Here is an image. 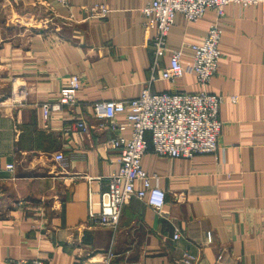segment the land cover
<instances>
[{
    "label": "crops",
    "instance_id": "obj_1",
    "mask_svg": "<svg viewBox=\"0 0 264 264\" xmlns=\"http://www.w3.org/2000/svg\"><path fill=\"white\" fill-rule=\"evenodd\" d=\"M146 4L0 0V159L14 164L0 172V264H96L108 254L110 264H181L186 253L193 264H264V3L228 5L219 20L210 11L194 23L176 14L155 70L153 30H144L140 12ZM96 6L107 9L104 18L90 17ZM215 21L222 57L203 87L189 46L200 45ZM179 50L182 77L158 79ZM71 75L80 80L78 105L50 114L43 129V103L54 102ZM145 88L220 96L218 150L171 159L148 146L141 167L165 194L162 212L132 199L115 229L98 227L87 200L98 199L116 169L109 147L116 134L90 106L136 99ZM75 120L87 132L67 130Z\"/></svg>",
    "mask_w": 264,
    "mask_h": 264
},
{
    "label": "built area",
    "instance_id": "obj_2",
    "mask_svg": "<svg viewBox=\"0 0 264 264\" xmlns=\"http://www.w3.org/2000/svg\"><path fill=\"white\" fill-rule=\"evenodd\" d=\"M66 4V0H56ZM264 0H147L140 10L145 31L153 30L149 41L152 70L166 53V38L173 25L176 14L183 16L185 21L194 23L207 12H213L217 20L223 18L224 8L235 5L248 8L263 4ZM90 17L102 19L107 13L105 7L89 9ZM221 30L216 21L210 25L200 45H190L191 72L201 86L208 85L216 76L222 57L219 42ZM182 51L170 54L169 66L160 71L158 79L175 82L182 77ZM153 80V78H152ZM80 92V80L76 75L68 78L54 102H45L41 107L43 118L42 128H48L50 114L61 112L78 105L77 96ZM222 98L201 91L196 94L187 93H150L145 88L139 98L127 101H112L90 106L95 117L99 114L108 121L109 128L116 136L109 140V147L116 152V169L108 177L106 189L96 201L91 194L87 200V217L90 222L102 228L115 229L123 208L132 199L144 201L152 210L161 213L165 205V194L152 181L156 177L149 175L141 167L142 156L148 146L160 157L171 159H191L196 155L214 154L218 150V138L222 124L218 118V110ZM13 103H19L13 96ZM118 115L125 116V123L114 121ZM67 130L73 129L87 132L83 120H75ZM129 131V138L121 136ZM55 161L62 162L63 156L57 154ZM14 171L13 163L2 162L0 172ZM174 239L178 238L176 233ZM111 255L96 264H110ZM195 258L184 254L181 264H193ZM8 264H43L39 259L15 260Z\"/></svg>",
    "mask_w": 264,
    "mask_h": 264
},
{
    "label": "rangeland",
    "instance_id": "obj_3",
    "mask_svg": "<svg viewBox=\"0 0 264 264\" xmlns=\"http://www.w3.org/2000/svg\"><path fill=\"white\" fill-rule=\"evenodd\" d=\"M15 95H16V97H18L17 95H18V93H15Z\"/></svg>",
    "mask_w": 264,
    "mask_h": 264
}]
</instances>
